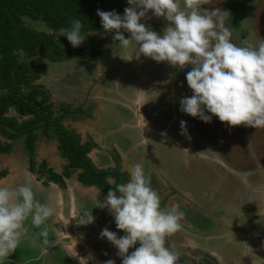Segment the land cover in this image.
<instances>
[{"label": "crops", "instance_id": "obj_1", "mask_svg": "<svg viewBox=\"0 0 264 264\" xmlns=\"http://www.w3.org/2000/svg\"><path fill=\"white\" fill-rule=\"evenodd\" d=\"M155 18L161 22L165 20L163 17ZM98 32L100 37L105 38L114 33H107L104 29ZM136 47L134 42L127 49L119 45H104L101 57L93 62L78 58L48 61L50 63L47 64L48 72L44 79L46 90L55 97L82 96L84 105L91 106V113L84 115L85 110L78 108L79 114L83 111L85 116L79 128H84L89 137L93 135L94 140L91 139L96 145H109L105 139V134L109 133L119 135V140L129 138L125 142L124 153L119 155L121 169L129 174L132 166L141 164L145 174L150 175L151 187L158 195L165 197L163 194L169 189L178 197L174 195L169 201L176 204L182 197L178 192L183 191V186L189 187L188 191H184L190 192L192 200L196 202L188 207L189 216L186 215V218L189 224L195 217L204 222L197 230L206 239V244L197 245L195 251L204 253L205 264H264V168L260 170L257 166L247 170L245 163L232 168L214 153L215 144L202 132L196 131L192 116L180 110L175 88L156 86L153 74L146 76V64L156 61L143 56L139 60L135 59ZM142 65L143 70L140 68ZM190 90L188 97L193 95ZM150 97L155 99L151 104L147 101ZM146 104L151 109H155V105L157 109H165L155 119L152 117L155 115H150L148 106H145L148 114L144 112ZM111 109L119 114L112 116ZM165 113L167 117H163ZM103 115H107L108 122L104 121ZM178 121L190 125L189 135H181L176 131L174 125ZM123 143L122 140L120 144ZM174 151L179 152L178 165L173 168L174 178L178 180L173 179L171 183L169 179L165 181L159 171L155 173L153 165H159L162 156H171ZM93 155L95 162L102 163V168L113 166L112 157L108 154ZM199 162H203L206 168L197 169V165L201 167ZM193 164L195 169L192 168ZM73 178L66 179L68 185L65 187L56 184L51 188L42 186L47 193V200L52 203L49 207L54 210V214L49 223L45 221L39 228L32 224L30 217L27 221L29 227L21 241L28 243L31 249L8 258L12 264H105L109 259L114 260L115 264H122V259L117 255L118 250L107 238H100L105 227L113 231L105 226L106 221L102 223L101 218H95L92 224H88L91 227L83 225L82 218L79 222V213L86 212L87 208L83 200H89L92 188L80 190L73 182H76V177ZM155 183L156 188L153 186ZM100 199L104 200L105 197L102 195ZM179 211L185 213L186 210L179 208ZM216 227L224 234H218L219 229ZM44 228L48 230V238L58 243L48 249L47 255L42 256L40 249L43 237L39 233ZM113 232L118 236L117 227ZM178 232L192 241H198V233L194 231L185 232L181 228ZM233 241L238 242L237 252ZM137 245L138 242L129 249V254ZM226 246L228 248L225 249ZM33 247L36 253H33ZM181 255L192 256L186 252Z\"/></svg>", "mask_w": 264, "mask_h": 264}, {"label": "clouds", "instance_id": "obj_2", "mask_svg": "<svg viewBox=\"0 0 264 264\" xmlns=\"http://www.w3.org/2000/svg\"><path fill=\"white\" fill-rule=\"evenodd\" d=\"M127 3L130 6L124 9L123 16L97 9L103 29L114 32L113 41L119 42L123 49L134 42L137 60L143 56L179 69L192 66L186 81L193 95L180 100L182 112L205 123L215 116L231 127L264 128V40L255 47L237 46L225 26L229 13L218 8L211 12L203 9L202 5L209 0H183V8L180 0H127ZM149 10L169 22L162 34L141 23ZM70 25L68 29H60V36L66 37L74 48L79 47L85 41L81 34L83 24L75 19ZM121 29L130 33V38ZM180 126L181 135H186V122L181 121ZM129 176L126 183L109 190L103 202L97 200L96 206L106 208L125 235L118 237L105 227L100 238H107L118 250L122 264H177L178 253L165 245L167 237L181 230L179 221L184 213L179 211L178 204L171 209L161 208L160 197L151 187V177L141 164L132 166ZM53 214L51 207L35 199L31 180L16 189L0 187V264L16 251L27 232L24 222L29 217L39 228ZM82 220L83 225L92 224L95 220L92 211L84 212ZM39 236L43 237L40 254L44 256L58 242L48 238L47 228ZM137 242L140 246L129 254ZM105 264L115 261L109 259Z\"/></svg>", "mask_w": 264, "mask_h": 264}, {"label": "rangeland", "instance_id": "obj_3", "mask_svg": "<svg viewBox=\"0 0 264 264\" xmlns=\"http://www.w3.org/2000/svg\"><path fill=\"white\" fill-rule=\"evenodd\" d=\"M235 1L236 0H209V3L202 5V8L208 10L209 12L218 8L221 11H227L229 13V15L225 19V26L230 29L232 33L231 40L237 46H247L249 44L253 45L254 47L258 46L259 42L261 40H264V0H240L238 6L234 5ZM180 3H181V8H183L184 7L183 0H180ZM234 16L236 18H234ZM155 19L156 18L154 17L153 13H151L150 11L146 14V17L144 18V20L157 23L160 27L161 32H163V29L166 26H168L169 22L166 20L161 22ZM24 23L26 26L30 28L50 32V29H48L43 23L33 21L29 18H24ZM91 33H94V34H91ZM91 33L88 34V37H93V38L100 37L99 32L98 33L91 32ZM84 37L86 38V36ZM56 38L63 45L69 46V47L72 46L66 37L60 36V32L57 33ZM20 59L23 61L29 62L31 64L37 65V66H40L42 64L46 66V74L41 76L38 80L34 81L32 84H30V86H35V85L42 86L46 90L44 79L48 72L47 64L50 63L48 62L49 60H47L45 57L41 55L34 56V57H28L27 55H24V54L20 55ZM140 68H142L143 70L144 65H142ZM191 68L192 66L189 65L186 68H184L185 69L184 71L183 69H179V68H176V67H173L167 64V62L166 64H163L162 62L160 63L148 62L146 64L145 71H147L146 76L149 74H153L152 78L153 77L156 78V80L154 81L156 86L160 85L164 87V89H166V87L167 89H169L170 87H174L175 94L177 95L176 101L180 102V100L183 98L182 95H185L186 97H188V92L190 88L187 85L186 74L187 72L191 71ZM47 92L49 94V91ZM49 97H50V100L54 103L56 115L60 114L62 112L61 110L66 107H70L72 109H78L80 107L83 110H85L84 115H88L91 113V106L86 107V105H84V100L82 99V96L75 97L73 95L71 96V98H69L70 96H68L67 98L63 96L55 97L54 95L50 94ZM154 100L155 99H152L151 97L147 98V101L150 104L154 102ZM148 105L149 104L144 105V109L146 108L145 106H148ZM156 107H157L156 105L154 107L155 109L153 108L151 109L149 107L151 111L153 110L152 113L151 111L149 113L150 115H155V116H152V117H155V119L156 117L157 118L159 117L158 113H160L162 110L165 109L163 107L162 109L160 108L157 109ZM167 109L165 110V112L167 111ZM113 111L114 110L111 109L112 116H117V114H119V112H116L117 114H115ZM144 112L148 114L146 109ZM206 114L211 115L210 113H206ZM84 115H83V111L80 114L75 113L73 115H70L66 119L62 120L61 123L64 125V127H66L68 130L72 132L73 136L78 138L79 142L85 143L88 141L91 143L92 142L91 138H93L94 140V136L92 135L89 137L86 133L87 131L84 130V128L82 127L79 128V124H81L84 121V117H85ZM6 116L15 118L17 123L23 122L24 120L29 118V117L18 116L16 112L14 111V109H10ZM120 116H122V113L120 114ZM163 117H167V113H165ZM102 118L104 119V121H107V122L109 121L107 115H103ZM193 120L195 122L194 125L196 126L195 128L196 131L202 132L215 144L213 148L214 153H216L218 156H221L225 162H228L230 167L234 168L238 164L245 163V166H246L245 168H247V170H250L257 166H258V169L260 170L264 168V128L255 129L253 127L245 126V125L231 127L227 125L226 123H222L221 121H219V119L215 116L212 117V120L209 123H205L198 117L196 118L193 117ZM98 121L99 120H97V122ZM154 121L156 122V120ZM180 122L181 121H178L177 123H175L174 126L177 128L176 131L181 134ZM186 128H187L186 135H189L191 130H190V125H188L187 122H186ZM35 133L37 136L36 149L34 153V159L36 163V167H35L36 172L31 173L29 171V161H28L29 155H28L27 150L25 149L24 136H22L13 142V147L11 149V152H9L6 155L5 154L0 155V169H6L8 171V176L4 180L0 181V187L16 189L19 186L24 185L27 181L31 180V186L35 193V199L37 201H41V204L49 206L52 203L47 200L46 198L47 193H45L43 187L51 188V186L54 185V183L48 181L49 174L47 172L43 171L40 173L39 165L42 162H45L48 168H51L54 172L58 174H62L63 171L66 170L67 166H66L65 160L61 158V155L57 149V143H56L53 131H50V136L48 138L44 136V134L41 132V129L36 130ZM105 136H106L105 137L106 143H108L109 145H106V144L96 145L92 147L90 149V152L88 153V158L94 164L97 163V167L99 166V168H102L101 167L102 163L99 164L98 163L99 161L95 162L93 158L94 156L93 153L94 154L101 153L104 155L108 154L109 156L112 157L111 160H112V164L114 165L113 157L116 154L120 155V153L121 154L124 153L125 142L127 140L129 141V138L127 140L123 138L119 140L118 139L119 135H115L114 133L112 134L109 133L108 135L105 134ZM0 140H1V137H0ZM122 140L124 143L120 144ZM208 146L209 148L212 147V145H208ZM166 155L161 157V161H159L160 162L159 165H156V164L153 165V167L155 168L153 169V171L155 173L159 171L160 175L164 178L165 181L169 179V181L172 183L173 179L178 180L176 176H175L176 179L174 178L173 168L177 167L178 165L179 152L174 151V154L171 153V156H166ZM161 164L164 165L163 168L160 167ZM210 164L213 165L214 162H210ZM200 165L201 167L197 165L196 168L197 169L200 168L202 170L206 168L203 162H201ZM192 168L195 169L194 164L192 165ZM70 177L75 178L76 172L71 173ZM64 182L66 186L67 184L66 179ZM73 182L80 188V190L83 188L85 189L87 188V187L82 186L79 183H76L74 180ZM153 186H155L156 188L157 187L156 183ZM87 189H90V188H87ZM188 189H189L188 186H183V191L178 192V194L182 195V197H179V200L180 202H182V205L180 202L176 204L179 205V208L186 210L184 213V217L179 222L182 225L181 228L183 231L185 232L194 231L196 232L195 234L198 233L197 238L198 237L199 238L196 239L198 241H192L188 239L183 233L176 232L172 236L166 238L165 246L169 247L171 250L178 253L179 258H178L177 264H205L204 253H202L200 250L199 252L195 251V248L197 247V245L203 244V243L206 244V239H203L202 233L198 231L199 230L198 226H200V224L203 225L204 222L199 220L198 217H195L194 219H191V223L189 224L186 218V215L187 217L189 216V213L187 212L188 207H190L191 205L194 204V202H196V200L195 201L192 200L193 195L190 194V192L189 193L185 192V191H188ZM102 195L106 198V195L103 192H100L96 188H92V194L90 195L91 197L89 198V200L87 199L83 200V202L87 206L86 211H92V214L95 215L96 219L101 218L102 223L106 221L105 226H108L109 228H112L113 231H116L115 220L113 216L109 213V211L106 208L101 209L99 207H94L95 203L97 206V200H99L100 202L104 201L100 199ZM163 195H165V197H162L159 195L161 203H163L164 207L166 204H168L169 207H165V208L171 209L172 205H174V202L169 201V199L170 197L174 198L175 194H172V192H169V189H168ZM81 213H79L80 215H78L79 222L82 218ZM29 220H30V217L28 220L24 222L26 229L29 227V223H27V221L29 222ZM46 222L48 223L50 222V217L46 220ZM87 227H91V226L87 225ZM184 229H186L187 231ZM215 229H219V228L216 227ZM117 232H118V237L124 236L125 234L122 230H119L118 228H117ZM217 232H219L218 234H222V235L224 234L222 230L220 229ZM233 244L236 245L237 247L236 252H237L239 250L238 242L233 241ZM101 246H104V244H101ZM139 246L140 245L138 242V245L136 247H139ZM226 248H228V246H226L225 249ZM30 249H31V246H29L28 243L21 241L16 251L8 258L14 257L15 253L17 254V256H19L20 254H23L25 250L29 252ZM32 251L33 253H36L35 247L32 248ZM182 252H187L188 254L192 256H187L184 259V257L182 256L183 254L181 255ZM186 260L189 262H187ZM4 264H12V263L6 260L4 261Z\"/></svg>", "mask_w": 264, "mask_h": 264}, {"label": "trees", "instance_id": "obj_4", "mask_svg": "<svg viewBox=\"0 0 264 264\" xmlns=\"http://www.w3.org/2000/svg\"><path fill=\"white\" fill-rule=\"evenodd\" d=\"M239 1L236 0L234 5L238 6ZM129 6L127 0H0V155L11 152L13 142L24 136L29 171L35 173V131L41 129L47 138L53 131L57 149L67 167L62 174H58L42 162L39 171L49 174V182L64 187L65 179L76 172L77 183L96 188L107 196L108 191L117 184L130 179L129 174L121 169L118 154L113 157L114 165L107 168L97 167L88 158L90 149L96 144L79 142L61 123L70 115L79 113V109L66 107L56 115L48 92L42 86H30L46 74V66L20 59V55L24 54L28 57L41 55L51 62L73 58L96 61L101 57L104 45H119L112 39L114 33L108 38L88 37L89 33L103 29L97 9L115 11L123 16L124 9ZM24 18L43 23L50 32L26 26ZM75 19L82 22L81 34L86 38L79 47L74 48L63 45L56 35L61 28H70V21ZM141 23L162 34L157 23L144 19ZM121 32L126 38L130 37V33L123 29ZM10 109H14L20 117L29 118L17 123L15 118L6 116ZM7 176L8 171L0 169V181ZM161 208L166 209L163 203Z\"/></svg>", "mask_w": 264, "mask_h": 264}, {"label": "flooded vegetation", "instance_id": "obj_5", "mask_svg": "<svg viewBox=\"0 0 264 264\" xmlns=\"http://www.w3.org/2000/svg\"><path fill=\"white\" fill-rule=\"evenodd\" d=\"M191 252V251H190ZM195 252V251H194ZM187 253V252H186ZM202 256V255H201ZM184 258H186V256H183Z\"/></svg>", "mask_w": 264, "mask_h": 264}]
</instances>
